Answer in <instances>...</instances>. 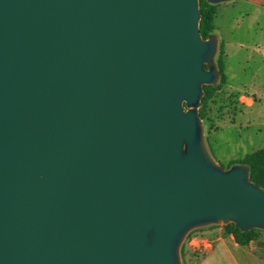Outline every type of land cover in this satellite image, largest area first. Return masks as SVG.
<instances>
[{
    "label": "water",
    "instance_id": "1",
    "mask_svg": "<svg viewBox=\"0 0 264 264\" xmlns=\"http://www.w3.org/2000/svg\"><path fill=\"white\" fill-rule=\"evenodd\" d=\"M200 18L199 0H0V264H181L195 228L264 230L249 168L204 147L220 74Z\"/></svg>",
    "mask_w": 264,
    "mask_h": 264
},
{
    "label": "rangeland",
    "instance_id": "2",
    "mask_svg": "<svg viewBox=\"0 0 264 264\" xmlns=\"http://www.w3.org/2000/svg\"><path fill=\"white\" fill-rule=\"evenodd\" d=\"M231 1L229 5H232ZM249 23L251 22L247 21L245 25L251 26ZM260 41V36L251 31L248 42L251 44ZM251 48L249 52H236L235 46L229 47L228 83L209 103L206 119H201L205 150L224 171L242 165L233 163L264 148V63ZM218 53L211 66L217 67ZM210 65H206V69ZM184 109L189 110L186 103ZM219 227L222 232H226L225 224H210L191 230L180 248L181 264H198L203 255L202 252L191 249V238L199 236L198 234L210 235Z\"/></svg>",
    "mask_w": 264,
    "mask_h": 264
},
{
    "label": "crops",
    "instance_id": "3",
    "mask_svg": "<svg viewBox=\"0 0 264 264\" xmlns=\"http://www.w3.org/2000/svg\"><path fill=\"white\" fill-rule=\"evenodd\" d=\"M229 1L217 4L214 36L218 47L221 43L225 44L226 74L230 77L228 61L231 45L235 46L236 52H249L254 47L251 49L264 63V0H232V5H229ZM247 21L251 22V26L245 25ZM251 31L260 36V42H248ZM198 235L203 239L194 240L197 247L191 248L202 252L198 264H264V232L249 245L238 244L234 236L222 232L221 227L210 235Z\"/></svg>",
    "mask_w": 264,
    "mask_h": 264
},
{
    "label": "trees",
    "instance_id": "4",
    "mask_svg": "<svg viewBox=\"0 0 264 264\" xmlns=\"http://www.w3.org/2000/svg\"><path fill=\"white\" fill-rule=\"evenodd\" d=\"M199 9L201 13L199 29L204 40L210 39L215 34V17L217 14V5L209 3L207 0H199ZM217 69L220 74V80L217 85H205L204 95L201 100L199 115L202 120L207 117V107L215 95L228 83L226 74V51L225 44L219 46L217 57ZM233 164H242L250 170V181L264 189V148L256 152L248 154L242 161ZM226 233L232 234L236 242L240 245H249L250 242L259 237L264 232L259 229L249 231H241L235 224L230 223L225 225Z\"/></svg>",
    "mask_w": 264,
    "mask_h": 264
},
{
    "label": "built area",
    "instance_id": "5",
    "mask_svg": "<svg viewBox=\"0 0 264 264\" xmlns=\"http://www.w3.org/2000/svg\"><path fill=\"white\" fill-rule=\"evenodd\" d=\"M198 239H203V238H200L199 236H194L191 238V241H190V246L191 247H197V244L195 243L194 240H198Z\"/></svg>",
    "mask_w": 264,
    "mask_h": 264
}]
</instances>
